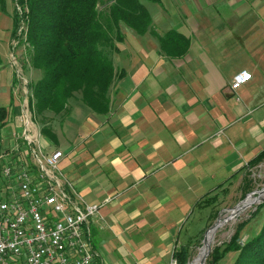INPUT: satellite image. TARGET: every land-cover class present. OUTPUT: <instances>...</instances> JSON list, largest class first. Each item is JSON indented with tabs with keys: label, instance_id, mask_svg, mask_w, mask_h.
I'll return each mask as SVG.
<instances>
[{
	"label": "crops",
	"instance_id": "1",
	"mask_svg": "<svg viewBox=\"0 0 264 264\" xmlns=\"http://www.w3.org/2000/svg\"><path fill=\"white\" fill-rule=\"evenodd\" d=\"M148 1L158 6L144 5L151 28L145 35L128 29L114 56L124 76L109 113L78 103L58 128L57 145L21 101L11 63L15 9L9 19L0 15L1 156L64 153L59 169L70 194L105 203L91 223L93 264H168L177 246L173 210L193 215L264 151V0ZM244 71L251 80L234 91ZM214 178L218 184L209 185ZM203 187L215 188L195 197Z\"/></svg>",
	"mask_w": 264,
	"mask_h": 264
},
{
	"label": "trees",
	"instance_id": "2",
	"mask_svg": "<svg viewBox=\"0 0 264 264\" xmlns=\"http://www.w3.org/2000/svg\"><path fill=\"white\" fill-rule=\"evenodd\" d=\"M18 7L21 13L15 9L14 40L25 46L29 68L41 74L40 79L28 85L30 109L42 135L57 145L58 128L78 103L97 115L109 113L112 92L124 76L114 63L125 38L122 24L145 35L152 17L141 0H18ZM22 27L25 31L20 35ZM5 119L6 112L0 108V125ZM263 162L264 151L244 169L243 199L254 191L251 170ZM217 200V196L206 198L196 206L206 211ZM263 209L264 203L250 220L238 224L232 239L216 246L206 264H220L233 252L238 253L233 264H264V222L257 233L242 239L243 232ZM212 211L208 218H217L219 212ZM191 257L190 240L174 249L176 264H189Z\"/></svg>",
	"mask_w": 264,
	"mask_h": 264
},
{
	"label": "built area",
	"instance_id": "3",
	"mask_svg": "<svg viewBox=\"0 0 264 264\" xmlns=\"http://www.w3.org/2000/svg\"><path fill=\"white\" fill-rule=\"evenodd\" d=\"M19 45L20 40L13 41L14 49ZM11 63L24 79L16 53ZM250 80L249 72L239 73L232 89ZM24 85L28 89L26 80ZM26 141L30 145L32 137L27 135ZM17 152L16 157H0L6 162L1 177L5 186L0 190V264H93L97 252L91 223L105 203H84L80 196L70 194L59 169L62 151L49 155L34 149Z\"/></svg>",
	"mask_w": 264,
	"mask_h": 264
},
{
	"label": "rangeland",
	"instance_id": "4",
	"mask_svg": "<svg viewBox=\"0 0 264 264\" xmlns=\"http://www.w3.org/2000/svg\"><path fill=\"white\" fill-rule=\"evenodd\" d=\"M141 1L150 10H153L154 8L158 7L154 3H151L150 1H148V3H146V0H141ZM16 8L21 13V8L18 7V0H0V15H2L4 19H9L7 18L9 16L8 12L10 11L11 13ZM3 17H1L0 20H4ZM122 25H123L122 32L124 33L126 37L128 35L127 32L129 31H128V28L124 24ZM24 31H25V28L23 32ZM16 49L18 50L21 49L20 51L22 54L20 56H19L20 53L18 54ZM16 49H15L16 51L14 50L12 54L16 53V56L18 57V60L20 63V68H21V73H22L21 77L23 76L24 78V79L20 78L17 72V79L19 83L18 91L21 97V101L23 102L22 104L26 106L25 109L27 110V105H29L30 91L29 89H27V87L26 89H24L25 88L24 80H26L27 84L29 85V83L40 79L41 74L39 72H34V70L29 68L31 65V62L29 60V57H27L25 46L19 45ZM117 72L121 73L120 69H117ZM232 126H235L234 123ZM56 148L57 147H54L52 150L54 149L56 150ZM61 148L64 151L66 150V147H64V145ZM5 164H6L5 161L0 160V190L2 189L1 188L2 186L3 187L5 186L4 184L1 183L2 167ZM246 167H244V169H246ZM59 168L62 169V165H60ZM251 172L252 174L250 176V180L252 181L251 186L253 187L254 191L248 194L244 199L242 198L244 194L242 190V186L244 184L243 179L245 177V170L237 174L234 173L235 176L229 183L225 184L224 187L222 188H218L214 193H211V195L208 198H211L214 196L218 197L216 205L213 208H210L206 211H200V210L195 211V213H192L193 215L190 214L191 212L190 208H188L187 210L185 209L183 211L181 209L179 210L178 208H175L173 210L172 214H173V219L175 220L174 227L176 228V230L178 229L175 235L176 236L175 238L177 239L176 241L177 247L183 244H187L189 240L191 241L192 257H191L189 264H201L200 259H201V255L205 247L204 240L206 239L210 229H212L218 223L220 219L222 220L224 219V217L225 218L227 216L229 217L233 210L237 209V207H241L248 199L252 198L256 200V203H254L252 206H250L245 211L244 210L241 211L236 217L233 218V220H230L228 223L224 225V227H221L218 229L217 231L218 233L216 232L215 237H214L215 239H213L212 243L210 244L212 252L216 246L229 242L235 234L237 225L242 222L250 220L253 212H255L257 208L260 207L262 203H264V194L263 196L260 195V193H264V162L260 164L259 166L253 168ZM226 176H229V174L226 173ZM218 180H219L218 178H214L213 180H210L209 185L212 186V184L213 185L218 184ZM206 184L208 186V182ZM213 188L215 187L200 188L194 192V196L200 197L204 193L212 190ZM215 210L219 212L217 218H214V219L208 218L209 214H211L210 211L214 212ZM181 218H183V222L181 221L182 220ZM263 222H264V209L262 210V212L257 218L253 219V221L249 224V226L243 232V236H242L243 241H245L247 238H250L255 233H257L262 227ZM154 223L155 222H149L148 224H146L147 228H145L144 231H146V233H148L149 231L153 233L155 230L154 229L151 230V228ZM179 230L181 234L178 235ZM148 234H151V233L149 232ZM172 253L173 251L172 252L170 251L168 253L169 255L168 264H176L175 259L172 257L173 256ZM209 256L207 257V259L209 258ZM237 257H238V253H235V252L229 253L222 260L220 264H233Z\"/></svg>",
	"mask_w": 264,
	"mask_h": 264
},
{
	"label": "bare ground",
	"instance_id": "5",
	"mask_svg": "<svg viewBox=\"0 0 264 264\" xmlns=\"http://www.w3.org/2000/svg\"><path fill=\"white\" fill-rule=\"evenodd\" d=\"M263 194L264 193H261L260 195L261 196H263ZM254 196V195H253ZM254 203H256V200H254V199H252V198H250V199H248L241 207L243 208L242 209V211L244 210H246V209H248L250 206H252ZM225 216V215H224ZM234 212L232 211L231 212V215L228 217H224V219H222L221 220V226L219 227V228H221V227H224V225L226 224V223H228L230 220H233V218H234ZM238 218V217H237ZM218 233V232H217ZM215 234H216V231H211V232H209L208 233V235H207V242L209 243V244H211L212 243V241H213V239H215L214 237H215ZM207 249V245H205V247H204V250H203V253H202V255L204 254V252H205V250ZM201 255V256H202ZM197 258V257H196ZM194 262V261H193Z\"/></svg>",
	"mask_w": 264,
	"mask_h": 264
},
{
	"label": "water",
	"instance_id": "6",
	"mask_svg": "<svg viewBox=\"0 0 264 264\" xmlns=\"http://www.w3.org/2000/svg\"><path fill=\"white\" fill-rule=\"evenodd\" d=\"M261 194V193H260ZM242 207H237V209H235V210H233V212H234V217H236L241 211H242ZM221 219L218 221V223L212 228V229H210V231L209 232H211V231H218V229H219V227L221 226ZM204 244L205 245H207V249H206V251L204 252V254L201 256V259H200V263L201 264H206V260H207V257L211 254V252H212V249H211V247H210V244L207 242V237H206V239L204 240Z\"/></svg>",
	"mask_w": 264,
	"mask_h": 264
}]
</instances>
